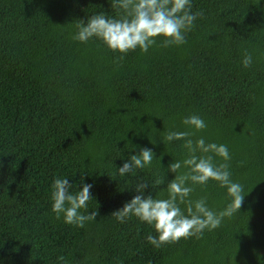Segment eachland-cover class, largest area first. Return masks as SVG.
I'll return each mask as SVG.
<instances>
[{
  "label": "trees",
  "instance_id": "1",
  "mask_svg": "<svg viewBox=\"0 0 264 264\" xmlns=\"http://www.w3.org/2000/svg\"><path fill=\"white\" fill-rule=\"evenodd\" d=\"M112 0H0V260L4 264H264V0H193L202 11L187 43L121 56L101 40L72 39L80 20L105 12ZM245 52L253 64L244 68ZM196 114L197 132L226 144L232 179L243 186L239 211L217 229L156 248L155 229L112 215L134 195L166 198L182 159L183 131ZM159 117V118H158ZM155 154L150 167L120 176L117 167L139 147ZM219 160V158H217ZM162 164V165H161ZM93 184L83 228L56 219L51 185L68 178L72 190ZM163 184H156L158 179ZM223 209L217 182L197 186ZM58 257H63L62 262Z\"/></svg>",
  "mask_w": 264,
  "mask_h": 264
},
{
  "label": "clouds",
  "instance_id": "2",
  "mask_svg": "<svg viewBox=\"0 0 264 264\" xmlns=\"http://www.w3.org/2000/svg\"><path fill=\"white\" fill-rule=\"evenodd\" d=\"M110 6L118 10V18L105 12L93 14L87 23L80 20L72 39L81 43L99 39L121 56L137 49L147 53L160 38L164 46L187 43V33L203 15L202 11L192 10L193 0H112ZM241 63L244 68L250 67L252 54L245 52ZM181 123L185 130L170 129L162 140L169 144L182 141L184 150L183 158L173 159L166 170L174 173V178L166 185V198L146 195L145 190L150 185L138 182L135 186L137 194L112 213L120 223L136 217L152 226L156 235L148 234L146 239L156 248L178 242L181 238L199 237L205 230L219 228L226 217H232L239 211L245 197L243 186L232 179L229 163L232 157L228 146L208 142L203 136L194 139L197 132L208 127L199 115L185 116ZM154 157L151 148L139 147V152L130 155L122 166L117 167V173L124 176L136 169L150 167ZM164 179L165 176L155 183L163 184ZM209 181H215L226 189L228 202L221 210L210 207L206 196L193 198L197 186H206ZM81 183L82 187L77 191L72 190L68 178L57 177L51 185V210L56 219L79 228L96 219L98 214L88 210L89 201L94 199L91 192L93 184L84 182L83 175ZM57 259L60 262L64 260L63 257ZM0 264L4 261L0 260Z\"/></svg>",
  "mask_w": 264,
  "mask_h": 264
}]
</instances>
